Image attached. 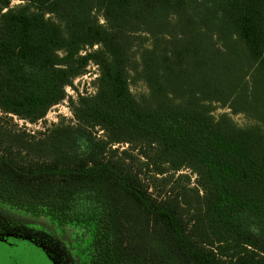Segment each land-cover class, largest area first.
<instances>
[{
	"label": "trees",
	"instance_id": "16d2710c",
	"mask_svg": "<svg viewBox=\"0 0 264 264\" xmlns=\"http://www.w3.org/2000/svg\"><path fill=\"white\" fill-rule=\"evenodd\" d=\"M65 100L0 118V203L87 264H264V0H0V114Z\"/></svg>",
	"mask_w": 264,
	"mask_h": 264
},
{
	"label": "flooded vegetation",
	"instance_id": "af4514ba",
	"mask_svg": "<svg viewBox=\"0 0 264 264\" xmlns=\"http://www.w3.org/2000/svg\"><path fill=\"white\" fill-rule=\"evenodd\" d=\"M29 219L31 218L27 214L0 203V247L8 252L38 250L41 253L39 264L88 263L81 243L76 238L77 233H63L57 225L46 221V227L38 226L28 223ZM7 259L12 264H28L10 254Z\"/></svg>",
	"mask_w": 264,
	"mask_h": 264
},
{
	"label": "rangeland",
	"instance_id": "374dc122",
	"mask_svg": "<svg viewBox=\"0 0 264 264\" xmlns=\"http://www.w3.org/2000/svg\"><path fill=\"white\" fill-rule=\"evenodd\" d=\"M14 4H17L15 2ZM98 76V68L95 65H90L87 69V73L78 78L74 83V89L67 88V93L70 97H73L74 99L77 98L79 94H93L95 92V87L93 85L95 79ZM130 89L133 95L136 97H139L143 94H147V86L143 81H132L130 85ZM225 110L218 109L215 111V115H219L221 112ZM234 121L241 127H245L251 124V121H249L247 118L244 117V115H236L232 116ZM0 118L3 124L7 125L9 128H14L18 131H24L28 133L29 135H37L38 133L46 132L52 125L64 120L66 124H74V117L73 113L70 107V102L68 100H65L64 102L60 103L59 105L53 107L47 114V116L37 122L36 124L27 123L17 117H11V116H3L0 114ZM101 135V133H99ZM127 145H116L115 148L120 149L122 151L123 149H126ZM181 175H186L190 177V181L187 182V179L184 178H178ZM196 176L191 173L190 170H184L180 173H178L174 180L173 184H175L178 188L185 187L188 183L191 184V187L196 186ZM147 183V182H146ZM152 192V190H151ZM153 193V192H152ZM28 223H33L38 226L46 227V224L44 221H34V219H29ZM21 249V248H20ZM12 255L15 258H18L19 260H22L21 262L28 263V264H39V259L41 256V253L38 250H24L21 249L19 251H13L10 252L3 249V247H0V264H12L11 261L7 259L8 255Z\"/></svg>",
	"mask_w": 264,
	"mask_h": 264
}]
</instances>
